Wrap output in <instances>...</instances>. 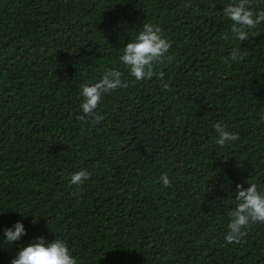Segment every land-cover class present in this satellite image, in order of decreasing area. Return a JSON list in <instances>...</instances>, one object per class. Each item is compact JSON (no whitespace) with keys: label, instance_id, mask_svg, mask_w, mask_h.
<instances>
[{"label":"trees","instance_id":"1","mask_svg":"<svg viewBox=\"0 0 264 264\" xmlns=\"http://www.w3.org/2000/svg\"><path fill=\"white\" fill-rule=\"evenodd\" d=\"M227 2L0 0V238L25 227L0 264L41 236L79 264H264V224L224 241L236 186L264 188V23L230 43ZM144 22L171 46L135 81L118 53ZM113 67L127 86L102 96L99 122L79 119L80 84ZM217 122L238 139L216 145Z\"/></svg>","mask_w":264,"mask_h":264},{"label":"clouds","instance_id":"2","mask_svg":"<svg viewBox=\"0 0 264 264\" xmlns=\"http://www.w3.org/2000/svg\"><path fill=\"white\" fill-rule=\"evenodd\" d=\"M220 14L230 22V29L223 34V38L230 43L241 42L247 39L258 25L264 23V0H260L257 5H253L250 0H229ZM170 46L171 41L164 35L159 24L144 22L120 48L118 64L123 66L135 81L150 79L155 74L156 66L168 54ZM244 55L238 43L230 48L224 59L231 65L233 62L239 63ZM159 77L162 90H167L169 84L162 79V72L159 73ZM126 86L127 81L123 78L122 71L115 67L104 68L100 78L94 82L81 83L79 109L82 115L78 118L83 120L91 116L93 122H99L102 117L96 114L95 109L100 104L102 96ZM260 120L264 121V114L260 116ZM213 127L216 133L215 144L218 146L230 144L238 139V133L227 130L220 122ZM89 175L85 169H79L70 174L69 184L79 187ZM159 180L164 187L169 186L171 182L166 173H162ZM247 185L246 188L239 184L236 186L238 190L234 196L235 207L229 208L226 213L228 217L227 231L224 235L226 244L240 243L251 224H264V188H258L254 182H248ZM24 234V225L17 221L11 227L4 228L0 241L12 245ZM11 264H79V261L72 254L66 240L56 237L47 241L41 236L19 248Z\"/></svg>","mask_w":264,"mask_h":264}]
</instances>
